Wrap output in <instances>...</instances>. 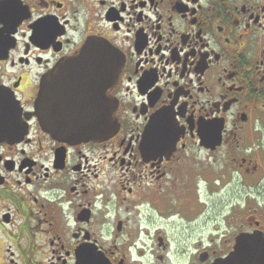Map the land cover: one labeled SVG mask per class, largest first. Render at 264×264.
Returning a JSON list of instances; mask_svg holds the SVG:
<instances>
[{"label": "flooded vegetation", "instance_id": "af4514ba", "mask_svg": "<svg viewBox=\"0 0 264 264\" xmlns=\"http://www.w3.org/2000/svg\"><path fill=\"white\" fill-rule=\"evenodd\" d=\"M0 264H264V0H0Z\"/></svg>", "mask_w": 264, "mask_h": 264}, {"label": "water", "instance_id": "95a60500", "mask_svg": "<svg viewBox=\"0 0 264 264\" xmlns=\"http://www.w3.org/2000/svg\"><path fill=\"white\" fill-rule=\"evenodd\" d=\"M84 54L83 56H86L88 53L92 52H102L104 54V58L110 60L112 57V53L114 50L110 48L109 46H106L104 44L99 43H88L84 46V48L81 50ZM114 120V108L111 105H108L107 108V120L104 121L103 124H95L93 122H61L60 124L53 123V121H50L48 123H44V127L47 131L58 133L60 136H64V138L70 139V138H79L77 133L85 137L87 139H90L91 137L95 136V133H93L96 128L97 131L99 130V127H101V134L104 138L111 136V134L114 131L115 122Z\"/></svg>", "mask_w": 264, "mask_h": 264}, {"label": "rangeland", "instance_id": "374dc122", "mask_svg": "<svg viewBox=\"0 0 264 264\" xmlns=\"http://www.w3.org/2000/svg\"><path fill=\"white\" fill-rule=\"evenodd\" d=\"M237 184V183H236ZM243 186V185H242ZM245 186H243V188H244ZM260 188L262 187L261 185L259 186ZM246 188V187H245ZM223 189H226V188H223ZM263 190V189H262ZM261 190V191H262ZM230 191L232 192V195H233V190L232 189H230ZM220 199V198H219Z\"/></svg>", "mask_w": 264, "mask_h": 264}]
</instances>
